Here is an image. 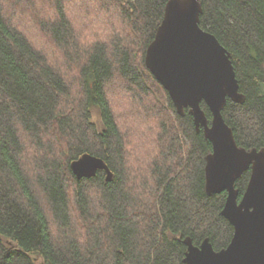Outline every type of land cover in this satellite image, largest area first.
Segmentation results:
<instances>
[{"label":"trees","instance_id":"trees-1","mask_svg":"<svg viewBox=\"0 0 264 264\" xmlns=\"http://www.w3.org/2000/svg\"><path fill=\"white\" fill-rule=\"evenodd\" d=\"M69 1L0 0V264H186L187 237L226 248L227 191L206 189L212 143L146 64L169 0H73L90 28ZM200 2V25L230 52L245 95L228 98L223 116L239 146L261 149L264 0ZM15 12L31 14L62 61ZM118 98L145 133L136 122L124 129ZM85 153L102 157L112 179L105 170L78 178L71 164ZM250 174L236 182L239 199Z\"/></svg>","mask_w":264,"mask_h":264},{"label":"water","instance_id":"water-1","mask_svg":"<svg viewBox=\"0 0 264 264\" xmlns=\"http://www.w3.org/2000/svg\"><path fill=\"white\" fill-rule=\"evenodd\" d=\"M200 0H169L154 40L146 52V64L168 90L178 111L191 109L198 130L212 143L207 156L206 189L209 194L227 191L222 214L234 226L230 244L216 250L209 238L200 245L187 237L186 264H264V147L239 146L224 116L228 98L243 102L240 85L228 49L200 25ZM209 106L212 122L202 108ZM78 178L99 170L112 171L102 157L85 153L71 164ZM251 169L241 199L237 180Z\"/></svg>","mask_w":264,"mask_h":264},{"label":"rangeland","instance_id":"rangeland-1","mask_svg":"<svg viewBox=\"0 0 264 264\" xmlns=\"http://www.w3.org/2000/svg\"><path fill=\"white\" fill-rule=\"evenodd\" d=\"M34 1H36V4L38 3L39 4V0H34ZM76 1V0H75ZM71 4H69V6H68V8H69V10H70V16H72L73 18L75 17V15H76V17H77V20L78 21H81V22H83V26L84 27H86V28H90L91 27V20H90V18L88 17V16H86L85 17V15L82 13H79V10H80V12L82 11V8L81 7H77V4H78V1L75 3V2H73V0H70L69 1ZM74 3H75V5H74ZM86 4V3H85ZM92 5V4H91ZM83 6V5H82ZM85 6V5H84ZM83 6V7H84ZM77 8V9H76ZM78 8H79V10H78ZM93 10H95V8H96V6H93ZM97 9V8H96ZM12 12V10H10V13ZM16 17V19H14V21H15V23L16 24H18V26L23 30V31H25L26 33H28V35H30L31 36V38L36 42V43H38L40 46H42L43 47V49L46 51V52H48V51H51V55H52V59H53V61L54 60H56V58H59L61 61H62V59H61V57L62 56H60V55H58V54H56L55 53V50H53L52 48H50V46L49 45H47L46 43H45V41H43V39H42V37H41V35L39 34V31H38V29L33 25V22H32V16H31V14H29V15H22V14H20V13H17V12H15V14H14ZM101 27H105V26H101ZM90 33L89 34H87V35H91L92 33H93V31L91 30V31H89ZM53 51H52V50ZM76 73V72H75ZM115 102H116V107H117V111H118V114H120V118L119 119H123V118H125V128L124 129H127V128H130L131 130H134L135 129V122H136V124H138L139 125V123H138V121L135 119H132V118H130V117H127V116H130L131 115V113L129 112V108L128 107H125V102H129V101H127V100H125V101H122V99H115ZM129 109V110H128ZM124 116V117H123ZM129 119H132V120H129ZM94 120H95V122H97V124L98 125H101V120H100V115H99V112L97 111V110H95V112H94ZM132 123H134V124H132ZM148 127V126H147ZM138 130H139V132L141 133V132H143V133H145L146 131V129H145V127H143L142 126V128H140V125H139V128H138ZM142 133V134H143ZM139 137H137V139L135 140V141H141V139H140V136L141 135H138ZM146 145H148L147 143L144 145H141V146H146ZM154 145V144H153ZM131 146H134V145H131ZM149 146V145H148ZM151 146V145H150ZM141 154V153H140ZM143 157H146V155L145 154H141L140 155V157L139 158H141V161L143 160Z\"/></svg>","mask_w":264,"mask_h":264}]
</instances>
